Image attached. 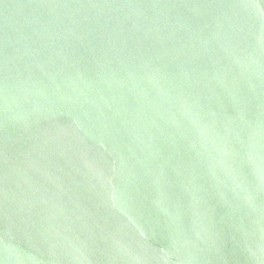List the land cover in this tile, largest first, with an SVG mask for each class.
Segmentation results:
<instances>
[{"label":"water","instance_id":"water-1","mask_svg":"<svg viewBox=\"0 0 264 264\" xmlns=\"http://www.w3.org/2000/svg\"><path fill=\"white\" fill-rule=\"evenodd\" d=\"M0 264H264V0H0Z\"/></svg>","mask_w":264,"mask_h":264}]
</instances>
